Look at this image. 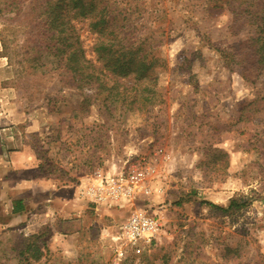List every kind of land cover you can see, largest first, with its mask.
Here are the masks:
<instances>
[{"label": "rangeland", "instance_id": "obj_1", "mask_svg": "<svg viewBox=\"0 0 264 264\" xmlns=\"http://www.w3.org/2000/svg\"><path fill=\"white\" fill-rule=\"evenodd\" d=\"M91 1L132 22L134 34L152 39L146 49L164 57L153 104L81 109L59 61L29 47L42 38L50 3L61 10L54 16L76 22L84 44L93 37L85 22L66 13L67 0H0V140L29 149L34 175L58 186L99 169L143 168L150 191L121 205L92 203L104 235L85 228L66 239L50 226L0 233V264H264V69L245 79L219 53L248 36L243 15L227 7L239 0ZM38 55L42 69L30 73ZM234 198L246 204L225 210ZM139 207L156 214L160 228L139 253L117 259L114 238Z\"/></svg>", "mask_w": 264, "mask_h": 264}, {"label": "trees", "instance_id": "obj_2", "mask_svg": "<svg viewBox=\"0 0 264 264\" xmlns=\"http://www.w3.org/2000/svg\"><path fill=\"white\" fill-rule=\"evenodd\" d=\"M57 7V3H50L43 10L51 18L41 24L42 38L29 49L37 54L45 49L59 61L58 75L80 95V108L101 102L140 111L153 104L158 96L154 70L166 63L162 55L146 49L152 39L134 34V24L116 16L114 9H109L105 3L97 5L91 0H67L64 3L66 13H71L73 19L84 21L88 32L93 35L84 44L76 22L70 17L60 20L54 16L61 11ZM227 7L233 14L243 15L244 24L249 27L248 36L242 44L231 45L219 53L227 61L239 65L243 78L246 79V72L252 69L256 70V78L264 69V0H239L236 4L230 1ZM159 44L153 48H158ZM38 57L29 58L34 61L30 73L41 71L42 63L36 62ZM245 204V201L234 198L224 209H240Z\"/></svg>", "mask_w": 264, "mask_h": 264}, {"label": "crops", "instance_id": "obj_3", "mask_svg": "<svg viewBox=\"0 0 264 264\" xmlns=\"http://www.w3.org/2000/svg\"><path fill=\"white\" fill-rule=\"evenodd\" d=\"M33 161L29 149H9L0 140V233L34 234L50 226L54 233L66 239L79 238L85 228L102 230L104 235L107 229L96 222L98 209L78 194L79 185L86 177L73 186H58L50 179L35 176ZM56 219L67 223L77 220L79 224L73 230H66L51 225ZM81 222L87 226L81 227Z\"/></svg>", "mask_w": 264, "mask_h": 264}, {"label": "built area", "instance_id": "obj_4", "mask_svg": "<svg viewBox=\"0 0 264 264\" xmlns=\"http://www.w3.org/2000/svg\"><path fill=\"white\" fill-rule=\"evenodd\" d=\"M150 191L147 183L146 171L143 168L130 169L127 172H109L96 170L86 176L85 182L79 185L78 194L84 200L94 204L121 205ZM160 228L159 218L149 213L145 208L134 209L119 227L114 240L115 258L124 257L127 250L133 254L141 251L148 244Z\"/></svg>", "mask_w": 264, "mask_h": 264}]
</instances>
